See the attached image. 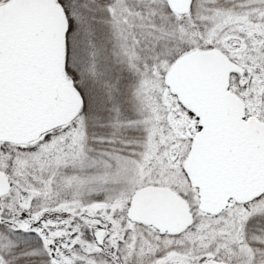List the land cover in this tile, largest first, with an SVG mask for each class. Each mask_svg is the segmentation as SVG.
Masks as SVG:
<instances>
[{
    "label": "snow or ice",
    "instance_id": "6c2138e0",
    "mask_svg": "<svg viewBox=\"0 0 264 264\" xmlns=\"http://www.w3.org/2000/svg\"><path fill=\"white\" fill-rule=\"evenodd\" d=\"M0 264H264V0H0Z\"/></svg>",
    "mask_w": 264,
    "mask_h": 264
}]
</instances>
